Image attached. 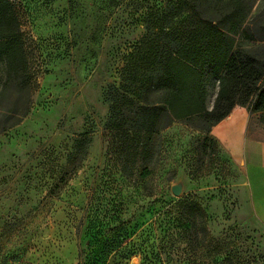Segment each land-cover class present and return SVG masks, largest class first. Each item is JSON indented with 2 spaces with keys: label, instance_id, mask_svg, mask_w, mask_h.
Instances as JSON below:
<instances>
[{
  "label": "rangeland",
  "instance_id": "rangeland-1",
  "mask_svg": "<svg viewBox=\"0 0 264 264\" xmlns=\"http://www.w3.org/2000/svg\"><path fill=\"white\" fill-rule=\"evenodd\" d=\"M11 1L35 76L30 111L0 133V264H116L117 253L87 246L88 227L103 232L115 195L125 242L136 248L124 264H215L236 248L245 259L253 250L264 256V226L217 139L204 142L201 131L176 120L154 135L146 178L113 170L122 159L118 133L133 126L141 105L121 80L134 46L119 29L134 0ZM113 19L122 20L109 35ZM248 44L264 49V42ZM209 86L211 106L216 86ZM22 95L3 105L19 104ZM84 135L91 138L86 155H71ZM179 180L183 192L174 196ZM195 205L205 223L183 235L178 218Z\"/></svg>",
  "mask_w": 264,
  "mask_h": 264
},
{
  "label": "trees",
  "instance_id": "trees-1",
  "mask_svg": "<svg viewBox=\"0 0 264 264\" xmlns=\"http://www.w3.org/2000/svg\"><path fill=\"white\" fill-rule=\"evenodd\" d=\"M134 2L137 8L123 22L127 25L128 19H135L142 28L137 34L127 32L134 47L121 80L125 93L141 105L133 126L118 133L124 141L118 153L122 159L112 165L113 170L124 178L135 173L138 179L146 178L154 135L176 120L201 131L204 142L217 144L216 138L209 135L211 127L235 105L244 106L248 113H259L264 124V49L248 44L264 42V0H259L255 11L253 0ZM113 20L115 25L108 26L109 35L122 19ZM22 35L13 2L0 0V133L30 111L35 72L29 65ZM209 85L216 86L211 106L207 99ZM19 92L23 93L21 102L15 100L6 108L3 104L9 102L8 96ZM90 141L86 135L75 139V154L71 155L85 156ZM112 200L113 211L103 232H96L93 224L88 227L92 239L87 246L93 253H117L115 263L124 264L136 248L133 242H125L127 233L119 215L122 203L116 195ZM181 202L179 198L177 203ZM187 212L190 216L181 214L178 218L186 236L198 223H205V214L198 205ZM230 253L236 254L235 264H261L264 260L256 250L247 253L245 259L236 248L216 259L215 264H233Z\"/></svg>",
  "mask_w": 264,
  "mask_h": 264
},
{
  "label": "crops",
  "instance_id": "crops-1",
  "mask_svg": "<svg viewBox=\"0 0 264 264\" xmlns=\"http://www.w3.org/2000/svg\"><path fill=\"white\" fill-rule=\"evenodd\" d=\"M259 113L235 105L211 128L241 170L251 215L264 226V124Z\"/></svg>",
  "mask_w": 264,
  "mask_h": 264
},
{
  "label": "built area",
  "instance_id": "built-area-1",
  "mask_svg": "<svg viewBox=\"0 0 264 264\" xmlns=\"http://www.w3.org/2000/svg\"><path fill=\"white\" fill-rule=\"evenodd\" d=\"M127 25L125 27V29H122L121 30L124 32L126 30H128L129 32L128 33H135L137 34V32H139L142 28V23L139 22V21H135V19H128L127 20ZM113 25H115V23H113Z\"/></svg>",
  "mask_w": 264,
  "mask_h": 264
},
{
  "label": "water",
  "instance_id": "water-1",
  "mask_svg": "<svg viewBox=\"0 0 264 264\" xmlns=\"http://www.w3.org/2000/svg\"><path fill=\"white\" fill-rule=\"evenodd\" d=\"M182 188H183V183L182 181L179 180L171 185L170 190L174 196H180L181 193L183 192Z\"/></svg>",
  "mask_w": 264,
  "mask_h": 264
}]
</instances>
